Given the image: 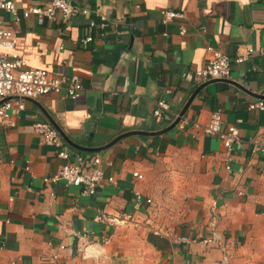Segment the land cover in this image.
<instances>
[{
  "label": "crops",
  "instance_id": "crops-1",
  "mask_svg": "<svg viewBox=\"0 0 264 264\" xmlns=\"http://www.w3.org/2000/svg\"><path fill=\"white\" fill-rule=\"evenodd\" d=\"M51 1L15 0L20 14ZM73 3L90 14L15 22L2 13L25 67L78 74L83 90L26 99L13 125L0 127V264H214L225 253L228 264H264V154L255 144L264 142V100L253 94H264V0ZM166 9L184 17L164 23ZM87 34L93 40L84 44ZM214 50L230 56L227 78L246 89L196 75ZM161 100L168 109L158 115ZM217 109L240 132L230 162L220 138L204 130ZM38 121L85 148L170 128L100 151L76 149L60 134L70 152L102 158L104 178L88 195L65 180L44 181L75 156L46 144ZM212 234L220 243L205 245Z\"/></svg>",
  "mask_w": 264,
  "mask_h": 264
},
{
  "label": "built area",
  "instance_id": "built-area-1",
  "mask_svg": "<svg viewBox=\"0 0 264 264\" xmlns=\"http://www.w3.org/2000/svg\"><path fill=\"white\" fill-rule=\"evenodd\" d=\"M74 0H52L45 6H34L25 9L22 14L19 13L15 0H0V127L13 125L11 121L12 111L18 114L26 108V99H38L48 93H65L71 98L80 96L83 90V84L78 74L71 76L58 75L48 68L25 67L23 55L17 50V30L11 28L2 17L3 12L10 13L15 22H19L22 17H29L30 14H37L40 17L55 18L61 13L65 18H71L78 13L89 15L91 9L88 7H77ZM163 22L167 23L175 18L184 17L183 12L172 9H166L163 12ZM101 18L106 20V16ZM96 25L91 21L89 28ZM104 25V23L102 24ZM181 34L187 32L185 25L180 29ZM93 40V35L87 34L82 38L84 44ZM248 50L247 52H251ZM245 55H238L235 61L240 63ZM231 73V58L228 54L214 50L212 58L202 68L196 71V75L204 79L207 78H227ZM264 110V104L261 103ZM168 109L166 101L158 102L156 114L160 115L161 110ZM35 131L40 134L43 141L48 145L59 148V155L68 159L71 155L75 156L74 161H67L59 171L51 177H45V182H58L65 180L68 184L79 186L83 193L94 195L100 182L104 178V171L101 167L102 158L96 156L93 158L85 157L78 152H70L66 147L58 130L48 121H38L34 124ZM205 132L211 136H217L223 142L228 156V162L231 161V153L234 144L241 140L239 128L234 124L224 125V119L221 109L212 112L209 122L205 125ZM256 149L264 154V142H256ZM230 168V164L228 165ZM134 175L141 176L138 172ZM114 182V178H108ZM220 236L204 237L202 242L208 246H216L220 243ZM57 257V256H55ZM230 256L225 253L221 260L214 264H228Z\"/></svg>",
  "mask_w": 264,
  "mask_h": 264
},
{
  "label": "water",
  "instance_id": "water-1",
  "mask_svg": "<svg viewBox=\"0 0 264 264\" xmlns=\"http://www.w3.org/2000/svg\"><path fill=\"white\" fill-rule=\"evenodd\" d=\"M220 79H224V80H227L228 82H231V83H233V84H235V85H237V86H239V87H241V88H243V89H246L244 86H242L241 84H239V83H236L234 80H231V79H228V78H220ZM217 80V79H216ZM248 90V89H247ZM249 92H251L250 90H248ZM252 93V92H251ZM256 97H258V98H260V99H262V100H264V94H260V93H253ZM192 98H193V96H192ZM191 98V99H192ZM30 100H32V101H34L35 99H30ZM2 101H0V103H1ZM186 112V108H184L181 112H180V114H179V116L175 119V121L173 122V124L170 126V127H173L174 125H176L180 120H181V117L184 115V113ZM53 123V122H52ZM53 126L58 130V132L61 134V136L65 139V141L68 143V144H70L71 146H73L74 148H76V149H83V150H87V151H100V150H103V149H105V148H107V147H109V146H111V145H113L116 141H118L120 138H122V137H124V136H126V135H129V134H140V135H142V137L144 138V139H146V136L147 135H156V134H160V133H163V132H165L167 129H169V128H167V129H165V130H162V131H158V132H150V131H141V130H135V131H130V132H127V133H125V134H122V135H120V136H118L117 138H115L113 141H111L109 144H106V145H104V146H101V147H93V148H85L84 146H82L81 144H78V143H76V142H74L72 139H70V137H68L65 133H64V131L57 125V124H55V123H53Z\"/></svg>",
  "mask_w": 264,
  "mask_h": 264
},
{
  "label": "trees",
  "instance_id": "trees-1",
  "mask_svg": "<svg viewBox=\"0 0 264 264\" xmlns=\"http://www.w3.org/2000/svg\"><path fill=\"white\" fill-rule=\"evenodd\" d=\"M78 153H84L83 151L77 150Z\"/></svg>",
  "mask_w": 264,
  "mask_h": 264
}]
</instances>
